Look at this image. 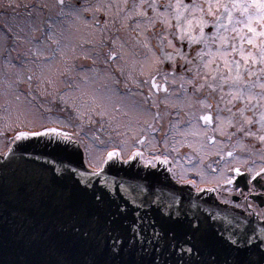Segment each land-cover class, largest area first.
<instances>
[{
    "label": "snow or ice",
    "instance_id": "1",
    "mask_svg": "<svg viewBox=\"0 0 264 264\" xmlns=\"http://www.w3.org/2000/svg\"><path fill=\"white\" fill-rule=\"evenodd\" d=\"M24 8L27 15L0 42L6 96L18 101L25 82L56 96L60 78L77 68L100 89L87 109H74L75 122L66 117L37 126L39 109L17 107L15 119L9 114V129L29 121L32 128L12 137L14 147L0 150V264H264V164L237 161L217 172L201 156L203 166L193 164L198 180L171 167L178 158L191 162L180 147L205 153L209 131L264 143V0H33ZM101 10L103 31L85 36L84 13L91 11L92 23L100 25ZM81 55L90 63L69 62ZM258 110V120L246 115ZM225 111L231 113L227 120ZM94 115L118 134L117 147L99 151L97 142L105 141L94 134L102 129L91 127ZM237 116L242 119L233 123ZM177 136L199 139L185 143ZM30 137H47L55 155L16 143H33ZM43 155L51 159L40 162ZM139 159L144 164L136 168ZM158 163L169 167L154 171ZM225 190L222 200L203 198ZM222 206L243 209L236 214L241 218L221 216ZM221 221L228 226L218 227Z\"/></svg>",
    "mask_w": 264,
    "mask_h": 264
},
{
    "label": "rangeland",
    "instance_id": "2",
    "mask_svg": "<svg viewBox=\"0 0 264 264\" xmlns=\"http://www.w3.org/2000/svg\"><path fill=\"white\" fill-rule=\"evenodd\" d=\"M5 1L7 2V6H6L7 8L4 7V5H6L4 0H0V42L3 41L4 32L10 27H14L22 17L27 15V10L24 8V5L31 4L33 2V0H5ZM48 2L51 5H55L56 0H48ZM80 2L92 3V4H98V3L115 4V3H119L120 0H80ZM10 3L19 4L20 7L13 10L8 7ZM135 3L139 4L140 0H135ZM128 11L130 12L131 9H129ZM161 11H163V9H161ZM92 15L93 13L91 11L84 13L85 19L83 23L86 26L84 30L85 36H87L89 33H96L99 31H103V22L107 19V16L104 15V11L101 10V12L96 13L97 18L101 21V23L100 25H95L92 23ZM138 19L143 25L148 27L149 32L152 31L151 26L149 25L147 20L143 18H138ZM69 23H71V21H69ZM172 23L175 24V21L173 20ZM89 25L90 27H87ZM138 31L133 32L132 35H137ZM155 31L159 32L160 28L157 27ZM111 34L119 35V33H117L116 31V28H112ZM194 34L198 35V31L195 32ZM108 35L109 33L105 32V36L107 37ZM229 35H231V33H229ZM152 43L155 46L158 45L160 41L157 39ZM244 46L246 49L249 48L246 42ZM87 47H90V45H85V48ZM126 50H127V46H125V51ZM167 50L171 51L170 49ZM156 55L160 56L161 52L157 51ZM69 62L76 66L80 64L90 63V61L84 60L82 55L78 59L77 58L70 59ZM79 72L80 70L79 68H77L76 72L69 73L68 75L60 78L59 91L56 96H52L50 94L51 90L49 95H41L37 91H35L34 84L30 88L26 82L21 83L17 89V95H19L18 101L11 96H6L4 76L2 73H0V147H2L3 150H7L9 146V142L12 141V137L14 135H18V133L22 131L28 132L32 128V124L30 121L28 122L27 127L20 125L15 130L9 129L7 127L8 122H10L8 120V116L10 114L12 119H15L17 107H19L21 110L39 109L41 113L39 118V123L37 124V126H39V124H52L53 122L63 123L66 117L68 118V120L73 121V116L77 114L74 111L76 107H79L80 111H84L90 105H92L93 94L95 93L96 95H99L100 85L98 83H95L94 81H84L82 79V76L79 74ZM64 81H67L68 83L66 84L64 83ZM227 92H228V87L225 86V100L230 99V97H228L226 94ZM65 93H68V95L72 97V100H68V98L65 97ZM60 97H64V100H61ZM10 100L12 101V105L9 113L8 111H6V109L8 106V102ZM105 102L107 103V101ZM239 104L240 106H242L243 102L241 101ZM41 105L43 107H40ZM115 108L116 109L120 108V104L118 102H115ZM113 115L116 116L117 118H120L117 112H113ZM222 115L226 120L229 119L228 116L225 115L224 113H222ZM246 115L258 120L259 110L255 114H253L250 111L246 113ZM188 118L189 117L185 116V119ZM173 119H175V112H173ZM200 123L203 124L202 121ZM91 127H94L98 130L102 129V131H97L94 133L96 135H99L101 140L105 141L104 144H100L99 142H97V148L99 149L100 152H103L105 149L112 150V148L118 146L119 144L118 134L111 131L108 125L105 124L103 120H100L98 115L93 116ZM258 129H259V125L257 123L252 127V132L258 133ZM67 130L71 132L72 128H68ZM226 131L228 132L227 128ZM215 135L218 136L217 139H215L216 141L215 145L212 144L213 139H210L208 141L209 147L205 153H197L193 151V149L187 146L180 147L179 150L182 154L187 153L188 155L191 156V162H189L187 158L185 159L178 158L176 163L172 164L173 165L172 167H174L176 172H180L183 170L185 171L186 175L189 178L198 180V177L195 176V169L193 168V164L197 166L211 164L213 168H216L217 172L223 171L228 166L235 165L237 161L246 160L248 161L250 166L264 164V160H261L259 158L261 154L264 153V143H260L257 139L251 136L246 137L242 135L240 139L235 140V146H236L235 147L232 144H226V141H224V137L220 136L218 132L215 133ZM212 136H213L212 132L209 131V137ZM110 138H111V142H109ZM140 139L143 140L144 137L141 136ZM176 139L179 142L195 143L196 140L199 139V137L189 136L187 137V141H185V138L182 136H177ZM233 146L239 150L237 152V155L235 156V159L230 158V159L222 160L220 156L226 157L225 155L226 151L230 147L233 148ZM81 149L83 154H85L84 156H86L87 153L84 152L83 148ZM145 155L146 156L148 155V151L146 149H145ZM201 156H203V165L201 164ZM86 158L87 157H85V159ZM139 160L144 164L143 159H139ZM223 192H224L223 194H218V195L213 193L212 194L215 195L218 200H220L222 199V197L228 196L226 190Z\"/></svg>",
    "mask_w": 264,
    "mask_h": 264
},
{
    "label": "water",
    "instance_id": "3",
    "mask_svg": "<svg viewBox=\"0 0 264 264\" xmlns=\"http://www.w3.org/2000/svg\"><path fill=\"white\" fill-rule=\"evenodd\" d=\"M29 139H32L34 142L33 143H29L28 140H24V141H16V143H25V144H28V146L31 149H33L34 153H36V154H40V153H51V154L55 155V153H54V144L53 145H49L47 143V141H48V138L47 137H44V138H31L30 137ZM12 147H14V142L13 141L9 142L8 148H12ZM80 152L82 154L81 149H80ZM70 158L73 159V161L78 162V158H76L74 156L73 157H70ZM49 159H51V156L43 155V156H41V161L40 162H44V161L49 160ZM66 164H67V160H65V165ZM135 164H136V168H140V167L143 166V163L140 160L136 161ZM65 165H61L59 163V161H56V166L57 167H63ZM73 166H75V163L73 164ZM123 167L125 169L127 168L126 165L123 166ZM154 171H157V172H160V173H164V172H162L157 167L154 169ZM121 175L123 176V173H121ZM109 179L111 180V179H113V177L109 176ZM115 179L119 180L120 178L119 177H116ZM195 195H196V193L193 192V196L194 197H195ZM203 198L204 199H213L214 198V199L217 200L216 196L213 195L212 193H206V194H204L203 195ZM199 203H200V207H202V208H206L207 207V205L203 204L202 201L199 202ZM217 211L220 213L221 216H228L230 218L231 217H236L237 219H239L241 217L236 216V214L238 212H242L241 210H238V209L233 210L232 207H230V206H222V208L221 209H217ZM217 226L218 227H227L228 225L226 223H224L223 221H221ZM255 226L259 230L261 228L260 222L259 221H255Z\"/></svg>",
    "mask_w": 264,
    "mask_h": 264
},
{
    "label": "flooded vegetation",
    "instance_id": "4",
    "mask_svg": "<svg viewBox=\"0 0 264 264\" xmlns=\"http://www.w3.org/2000/svg\"><path fill=\"white\" fill-rule=\"evenodd\" d=\"M4 2H5V4L6 5H4V7H6L7 6V2L4 0ZM7 8V7H6ZM227 100V99H226ZM240 103V102H239ZM221 106V108H224L225 107V105L224 104H221L220 105ZM239 106H240V104H239ZM235 110V109H234ZM225 115H227L228 116V118H230L231 117V113H229V112H227V111H225V112H223ZM240 120V117L239 116H237V118L236 119H234L233 120V123H237L238 121ZM215 126V122H214V124L212 125V126H210V127H214ZM227 130H228V132L229 133H231V132H234L235 131V128H227ZM211 132V131H210ZM212 137H211V139H213V140H215V139H217V135H215V134H213L212 133ZM224 137V141H226V144H232V145H234L235 146V140L236 139H240L241 137H242V134H237V135H235V136H231V138H228V136H223ZM233 146V148L232 147H230L227 151H226V157H224V156H220V158L222 159V160H224V159H230V158H233V157H235L236 155H237V152L239 151L237 148H235ZM0 150H3L2 149V147H0ZM4 151H6V150H4ZM228 151H231L232 153H233V156L232 157H229L228 155H227V152ZM225 152V151H224ZM85 155V154H84ZM85 157H87V155L85 156ZM87 159V158H86ZM173 165H171V167H172ZM167 167H169V165H162V164H157V168H159L162 172H165V169L167 168ZM174 168V167H173ZM241 187H242V185H241ZM237 191H239V189H237ZM245 191H247V189H245ZM224 192H221V193H213V194H216V195H218V194H223ZM224 197H222V199H223ZM222 199H220V200H222ZM232 199L235 201V202H239V197H232ZM257 203H259V201H257ZM231 207V206H230ZM238 210H241V211H243V209H238Z\"/></svg>",
    "mask_w": 264,
    "mask_h": 264
}]
</instances>
